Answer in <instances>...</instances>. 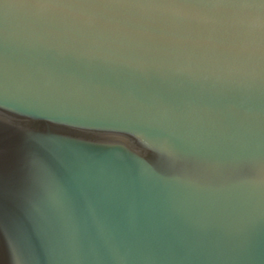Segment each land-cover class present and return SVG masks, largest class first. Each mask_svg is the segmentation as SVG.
I'll return each instance as SVG.
<instances>
[{
    "label": "water",
    "instance_id": "95a60500",
    "mask_svg": "<svg viewBox=\"0 0 264 264\" xmlns=\"http://www.w3.org/2000/svg\"><path fill=\"white\" fill-rule=\"evenodd\" d=\"M0 264H264V0H0Z\"/></svg>",
    "mask_w": 264,
    "mask_h": 264
}]
</instances>
